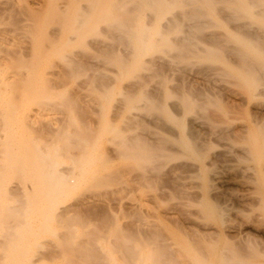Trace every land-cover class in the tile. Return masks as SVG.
<instances>
[{"label": "bare ground", "instance_id": "6f19581e", "mask_svg": "<svg viewBox=\"0 0 264 264\" xmlns=\"http://www.w3.org/2000/svg\"><path fill=\"white\" fill-rule=\"evenodd\" d=\"M184 15L200 32L235 21L190 46L183 34L189 47L174 37L179 59L233 78L147 90L138 73L167 68L159 54ZM254 20L264 23V0H0V264H264V24ZM109 26L125 50L100 37ZM220 34L235 37L232 58ZM90 50L111 64L77 84L71 69ZM126 177L139 182L134 198L128 187L130 202L120 192L113 208L138 219L107 210L90 230L107 186Z\"/></svg>", "mask_w": 264, "mask_h": 264}, {"label": "rangeland", "instance_id": "374dc122", "mask_svg": "<svg viewBox=\"0 0 264 264\" xmlns=\"http://www.w3.org/2000/svg\"><path fill=\"white\" fill-rule=\"evenodd\" d=\"M36 6H38L36 9H38L40 6H41V4H33V7L35 8ZM185 16L186 15H184V16H182V17H180L178 20H176L175 22H173V24H174V26H173V24L172 25H170V29H169V36H172V39L175 37V38H178L179 37V39H182L183 37L182 36H184L185 35V37H187V40H188V42H189V44L187 43V40L185 41V38H183V40H184V44L182 43L181 44V42H179L180 44H181V47L184 45L185 47H187L188 45L190 46V44H192V43H194V42H197V40H198V38H196V37H200L201 35H202V37H203V39L205 40L207 37V34H209L208 33V30L209 31H214V33H215V31L217 30V32L220 30V32L222 31V30H224V29H226L227 27H231V26H235L236 24H235V21H223V22H220V24H219V26H214V27H203L202 29H201V31H206V32H200V30H199V27H198V31L196 30V27L194 26V25H192V22H190L189 20H191V18L190 19H188V16H186L187 18L185 19ZM182 18H184V19H182ZM181 19V20H180ZM188 19V20H187ZM184 20V21H183ZM178 21H180V22H178ZM192 21V20H191ZM178 22V23H177ZM190 22V23H189ZM232 24H231V23ZM258 21H256V20H254V24H256V25H259L258 23H260V24H264V23H261V22H258ZM190 24H191V26H190ZM190 27H189V26ZM230 25V26H229ZM173 28H172V27ZM192 26H194L195 28L193 29V27ZM190 29H189V28ZM109 28H110V30L109 29H107V28H105V30H107V31H105L104 30V33H102V35H100V37L103 39V41L105 42V44H107V45H109L108 47H112V48H114V50H120V51H122L123 49L125 50V48L127 47V46H125V41H123L124 40V38L123 37H121V35H119L118 36V32H116V29H114L113 27V29H111V27L109 26ZM189 30H191L190 32H189ZM194 30V31H193ZM108 31H110V33L108 32ZM186 33H185V32ZM197 33H196V32ZM106 32H108L107 34L110 36V37H107L108 35H106ZM216 32V33H217ZM219 32V33H220ZM114 34V36L116 37H113V34ZM187 33H190V35H192V36H190L189 34H187ZM200 33V34H199ZM206 33V35L204 36L203 34H205ZM111 34V35H110ZM184 34V35H183ZM186 34H187V36H186ZM197 34V35H196ZM198 34L200 35V36H198ZM117 35V36H116ZM193 35H195V36H193ZM221 36L223 35V34H220ZM177 36V37H176ZM189 36V37H188ZM112 37V38H111ZM118 37H120V38H118ZM206 37V38H205ZM223 37V38H222ZM221 38L223 39V40H221L220 41V39L221 38H219V41H218V45L221 43H223L221 46L219 45V46H217V45H215L214 44V46L216 47H220L219 49L221 50V47H222V50H221V52H222V56L224 57V56H226V53L228 54L227 56H228V58H232V57H230V55L229 54H231V52L229 53V51H233L235 48H236V41H235V37L234 36H232V35H228V36H226V35H224V36H222ZM104 38H105V40H104ZM107 38V39H106ZM112 40H111V39ZM175 38L173 39V41H172V43H171V45L173 46V45H175V46H173V48H171L170 50H172V51H174V52H172V51H170L169 50V48L167 49V51H164V52H160V56H162V58H164L165 59V57H166V59H168L169 58V60L171 61V58L170 57H172V55L174 56L173 58H172V63L168 60L167 62H169V64H168V66H167V68L164 70V71H162L161 73L158 71V69L156 68V66L154 67V65L153 64H151V63H149L145 68H142V70H140V72L138 73V76L140 77V75H141V79H143V78H145V77H147L146 78V82L144 81V80H141V79H138L139 80V83L141 84L143 81L145 82H143L145 85V87L147 88V90H150V89H152V88H154V87H156V86H158L159 84H160V82H162L163 81V83L164 82H168V83H173V82H178V81H180V82H184V81H186V79H187V81L186 82H193L194 80L195 81H203V82H212V80H214L215 82H220L221 80H227V79H232L233 77H229V76H227V75H225V76H223V74L222 73H220V71H214L213 73V75H212V70H211V72H210V70H209V72H208V65H209V62L208 61H206L207 59H203V60H195V59H193V58H185V56L183 55V57L181 58V59H183V60H181V59H179V56L181 57L182 56V54H180L181 52L180 51H182L183 52V50L185 49V47L184 48H182L179 52L180 53H178L177 51L181 48H179L178 47V42H177V39L175 40ZM119 39V40H118ZM108 40H109V43H107L108 42ZM183 40H181L182 42H183ZM191 40L193 41V42H191ZM228 41V42H226V41ZM111 41V42H110ZM122 41H123V43H122ZM174 41H176L177 43H175L174 44ZM186 42V43H185ZM191 42V43H190ZM220 42V43H219ZM111 43V44H110ZM121 43V44H120ZM224 43H226L227 45H224ZM120 44V45H119ZM124 44V45H123ZM187 46H186V45ZM231 44V45H230ZM233 44V45H232ZM111 45V46H110ZM210 45V44H209ZM124 46V47H123ZM171 46V47H172ZM188 46V47H189ZM213 46V45H212ZM231 46V47H230ZM233 46V47H232ZM174 47H178L179 49L177 50V48H174ZM225 47V48H224ZM235 47V48H234ZM233 50H232V49ZM176 50V52H175V50ZM226 49V50H225ZM227 49H229V50H227ZM231 49V50H230ZM224 50V51H223ZM93 50H90V53H93V55L91 56V54H90V57H85V58H87L86 59V62H87V64H86V62H82V60H81V64L79 65L80 67H82V68H80L79 69V67L77 66V65H74L75 67H72V71L75 73V74H77L78 72L80 73H78L79 75L76 77V76H74V79H75V81L77 82V84H79V81L81 80V83L82 84H88V83H93V81H92V79L94 80V79H96V76L95 75H99V74H104V73H107V70H106V67H105V65H106V63H107V65H110L109 64V62H106L105 61V65H103V61L104 60H106L102 55H100L99 54V52H95V51H93ZM167 52V53H166ZM170 53H172V55L170 56L169 54ZM177 54V55H176ZM178 54H179V56H178ZM158 55V57H160ZM169 55V56H168ZM88 56V55H87ZM102 56V57H101ZM226 56V57H227ZM176 57H178V58H176ZM103 58V59H102ZM162 58H160V59H162ZM225 58V57H224ZM178 61L177 63H175V61ZM179 60H181V61H179ZM184 61H188L186 64H185V62ZM190 61H192L193 62V66H192V62H191V67L189 68V64H190ZM195 61H197V62H195ZM181 62V63H180ZM199 62V63H198ZM201 62V63H200ZM204 62V63H203ZM82 63H83V66H82ZM197 63H198V65H197ZM205 63H207L206 65H204V66H201V65H203V64H205ZM225 62H224V60H220V61H217V62H214V64H216V65H218V66H220V67H225L224 64ZM76 64V63H75ZM195 64H196V67H194L195 66ZM102 65H103V68H102ZM106 65V66H107ZM174 65V66H173ZM186 65V66H185ZM101 68H100V67ZM171 66V68L172 69H168L169 67ZM183 66V67H182ZM186 68H185V67ZM201 66V67H200ZM105 67V68H104ZM107 67H109V66H107ZM148 67L150 68V70L148 69ZM152 67H154L153 68V70H152ZM166 67V66H165ZM175 67V68H174ZM181 67V68H180ZM199 67V68H198ZM205 67H207V69L205 68ZM77 68L78 69V71L77 70H75V69ZM91 68V69H90ZM93 68V69H92ZM174 68V69H173ZM205 69L206 71H204L203 69ZM144 69H146V71L144 70ZM155 69H157L156 71L158 72H155ZM168 69V70H167ZM182 69H185V70H182ZM190 69V70H189ZM191 69H192V71H191ZM193 69H196V70H193ZM201 70V72H200V70ZM75 70V71H74ZM89 70L90 71H92V72H89ZM100 70V71H99ZM180 70V71H179ZM187 70V71H186ZM81 71V72H80ZM84 71V72H83ZM93 71H94V73H93ZM97 71H99V72H97ZM102 71V72H101ZM142 71V72H141ZM147 71H149V72H147ZM194 71H196V72H194ZM144 72V73H143ZM183 72H185V73H183ZM187 72H189V73H187ZM190 72H191V74H190ZM194 72V73H193ZM198 72V73H197ZM203 72L205 73V74H203ZM207 72V73H206ZM216 72L217 73H220V74H216ZM96 73V74H95ZM98 73V74H97ZM164 74V75H161V74ZM178 73V74H177ZM185 74V75H182V74ZM208 73H210L211 75H209ZM93 74V76L95 77V78H92L91 80L88 78V75H89V77L91 78V77H93V76H91ZM146 76H145V75ZM148 74V75H147ZM153 74V75H152ZM189 74V75H188ZM202 74V75H201ZM156 75H157V77H156ZM160 75V76H159ZM167 75V76H166ZM181 75V76H180ZM216 77H215V76ZM217 75H218V77H217ZM221 75V76H220ZM85 76H87V78L85 77ZM101 76V75H100ZM145 76V77H144ZM183 76H187L185 79H183L182 77ZM213 76V77H212ZM83 77V78H82ZM138 77V78H139ZM148 77H149V79H148ZM163 77H164V79H163ZM172 77V78H171ZM189 77V78H188ZM196 79H195V78ZM221 77V79H219ZM222 77H223V79H222ZM224 77H225V79H224ZM153 78V79H152ZM161 78H162V80H161ZM173 78H176V79H173ZM208 78V79H207ZM84 79V80H83ZM88 79V82H84L85 80H87ZM173 79V80H172ZM192 79H193V81H192ZM202 79V80H201ZM220 81H219V80ZM83 80V81H82ZM92 81V82H90V81ZM153 80V81H152ZM176 80V81H175ZM182 80V81H181ZM209 80V81H208ZM211 80V81H210ZM217 80V81H216ZM95 81H96V83H97V80H94V84H95ZM141 81V82H140ZM151 81V82H150ZM159 82V84H157ZM156 83V84H155ZM81 84V85H82ZM153 84V85H152ZM81 85H75V86H81ZM82 86H84V85H82ZM151 86V87H150ZM88 87H91L90 85L88 86ZM150 87V88H149ZM82 91H84V90H82ZM140 126V127H139ZM142 125L141 124H139L138 125V127L140 128V129H133V131H138V130H141V129H143L144 127H141ZM135 127V126H134ZM133 127V128H134ZM114 164H116V165H118V166H121L122 165V161L121 160H119V159H115L114 160V162H113ZM134 173V172H133ZM124 179V178H123ZM126 179H128L127 177H126ZM126 179H124V180H122V179H119V182L118 181H114L112 184H110L109 186H107L108 188H110V189H108V192H107V194L106 193H104V197H105V201H106V203H107V208L105 207V209L102 211H98L97 213H95V214H90L89 215V218L87 219L88 220V222H89V228H90V230L91 229H93V230H95L94 228H101V222H100V220H102V218L101 217H103L104 215H105V212H108L107 210H112L114 213H117V215H118V219H120L122 222L124 221H126V219L128 220L130 217H132L131 215L133 214H130V211L127 209V208H123V207H119V208H121V209H119L118 207H114L113 208V202H112V199L111 198H113L114 196H119V194H120V192H122L121 194H120V198H122V196H123V199L126 201H129L132 197L134 198V195H135V190L134 189H131L130 188V186L132 187V186H135V184L138 182H135V184L134 185H132L133 183H134V181L133 180H131L130 181V179H128V180H126ZM125 180H126V182H125ZM130 183H129V182ZM133 181V182H132ZM128 182V183H127ZM126 184H128L127 186H126ZM130 185V186H129ZM137 186L139 185V182H138V184H136ZM120 186H122V187H120ZM126 186V187H125ZM137 186H135V188L137 187ZM228 187H236L234 184H232V183H229L228 185H227ZM107 187H100L99 188V190H101V189H107ZM116 187V188H115ZM120 187V190L118 189ZM123 187H125V188H123ZM131 189H129V188ZM112 188H114V189H112ZM126 188H128L131 192H133L132 194H133V196H132V194L130 195V193H128V191L129 190H127ZM132 188H134V187H132ZM112 189V190H111ZM118 189V190H117ZM112 192H110V191ZM124 190V191H123ZM134 190V191H133ZM102 191H104V190H102ZM137 191V190H136ZM117 193V195H116V193ZM137 193V192H136ZM107 196H106V195ZM113 194V195H112ZM127 195H130V199H129V196H127ZM110 196V197H109ZM112 196V197H111ZM132 196V197H131ZM128 197V198H127ZM107 198V199H106ZM109 198H110V201H109ZM127 198V199H126ZM129 199V200H128ZM131 201H134L133 199L131 200ZM109 202H111V203H109ZM130 202V201H129ZM113 208V209H112ZM123 208V209H122ZM116 209V210H115ZM145 209V208H144ZM149 209V208H148ZM119 210H121L122 211V213H120V211ZM124 210V211H123ZM116 211V212H115ZM228 210H226V213H227V215L228 216H230L231 217V215H232V217H234V216H237V217H241V215H243L244 213H248L247 211L248 210H241L240 212L242 213H240L239 214V212L237 213V210H229L228 212H227ZM103 212V213H102ZM119 212V213H118ZM129 212V213H128ZM132 212V211H131ZM235 212V213H234ZM126 213V214H125ZM107 214V213H106ZM128 214V215H127ZM235 214V215H234ZM102 215V216H101ZM126 215V216H125ZM130 215V216H129ZM137 215V214H136ZM134 216L133 215V217L132 218H135V217H137V219H138V217L139 216ZM239 215V216H238ZM91 216V217H90ZM121 216V217H120ZM94 217V218H93ZM96 217V218H95ZM129 217V218H128ZM100 218V219H99ZM132 218L130 219V221H135V220H132ZM90 219V220H89ZM93 219H94V221H93ZM141 218H139V220H140ZM240 219V218H239ZM139 220H136V226L139 224V223H141V221H139ZM238 220V219H237ZM95 221H97V223L95 222ZM93 222V223H92ZM99 222V223H98ZM139 222V223H138ZM95 223V224H94ZM92 224V225H91ZM95 225L97 226V227H95ZM98 228V229H99ZM245 229L246 230H250V227L249 226H246L245 227ZM92 232V231H91ZM158 261H160V260H158ZM157 261V263H156V261H153V262H147V263H144V264H158L159 262ZM162 261H165V260H162ZM162 261H160V263H162L163 264V262ZM187 262V261H186ZM192 262V261H191ZM169 264V263H171V262H169L168 260H167V262L165 261L164 262V264Z\"/></svg>", "mask_w": 264, "mask_h": 264}]
</instances>
